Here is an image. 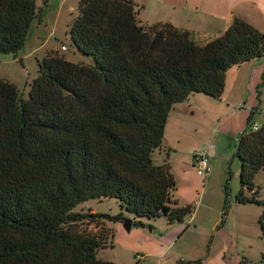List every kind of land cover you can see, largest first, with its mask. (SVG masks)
Returning <instances> with one entry per match:
<instances>
[{
    "label": "trees",
    "instance_id": "1",
    "mask_svg": "<svg viewBox=\"0 0 264 264\" xmlns=\"http://www.w3.org/2000/svg\"><path fill=\"white\" fill-rule=\"evenodd\" d=\"M138 13L133 0H80L70 38L92 65L49 52L27 99L0 79V264H116L98 259L113 236L103 225L125 218L75 211L90 199L114 198L135 219L170 224L191 213L173 199L169 163L154 164L152 154L174 105L196 93L220 99L230 68L264 58V32L234 18L200 46L170 23H142ZM37 15L36 0H0V54L24 47ZM251 122L235 146V199L262 206L264 238L255 184L264 171V121L256 131ZM86 219L96 233L82 228Z\"/></svg>",
    "mask_w": 264,
    "mask_h": 264
},
{
    "label": "rangeland",
    "instance_id": "2",
    "mask_svg": "<svg viewBox=\"0 0 264 264\" xmlns=\"http://www.w3.org/2000/svg\"><path fill=\"white\" fill-rule=\"evenodd\" d=\"M36 1L39 15L45 2ZM60 1L47 2L51 5L47 11L50 20L48 28L38 32L42 40L49 36L53 28ZM79 1L70 0L72 10L68 8L69 5L63 7L49 47L60 49L65 46L68 48L63 52L66 58L92 65V57L74 50L70 38V26L78 15ZM38 19L35 18V23ZM25 54L23 49L17 54H0V79L13 83L23 99L28 98L29 84L38 74L35 56L22 62ZM43 58L42 55L39 57L40 60ZM252 122L261 126L258 115L252 117ZM228 125L230 129L227 133L217 136L214 142L215 146L219 144L229 154L227 163H211L212 172L204 181L195 174L188 175L186 181H176L173 196L179 199L178 206L190 205L192 209L182 223L170 224L164 217L135 219L121 210L114 198L90 199L75 208L76 212L86 215L93 214L92 210L112 216L122 214L123 218L134 222L130 232L125 230L122 221L103 225L105 229H111L113 236L108 246L98 253L99 260L116 264H186L198 260L199 264H239L241 258L245 257L250 264H264V238L258 224L263 209L257 204H240L235 199L240 191L239 162L234 157L235 139L229 132L236 125ZM157 153L152 156L154 164L160 162ZM255 183L259 198L264 200V171L257 174ZM82 228L94 233L99 229L90 219L84 221ZM144 255L146 257L141 258Z\"/></svg>",
    "mask_w": 264,
    "mask_h": 264
},
{
    "label": "crops",
    "instance_id": "3",
    "mask_svg": "<svg viewBox=\"0 0 264 264\" xmlns=\"http://www.w3.org/2000/svg\"><path fill=\"white\" fill-rule=\"evenodd\" d=\"M43 1L45 6L37 15L38 21L35 23L34 19L32 22L22 48L26 53L22 57V62L26 58L35 56L38 63L41 55L45 57L51 51L61 54L67 51L62 52L61 47L60 49L50 48L49 44L56 34L63 7L69 5L70 0L59 2L53 28L44 40L38 32L49 26L50 15L47 11L50 10L51 5L47 3L48 0ZM133 1L139 7L138 19L142 23L150 25L170 23L181 31L188 32L194 42L200 46L219 37L234 18H240L255 29L264 32V0ZM68 8L72 10L73 6L69 5ZM39 53L42 54L39 56ZM67 59L80 63L71 58ZM81 63L85 62L81 61ZM255 115L259 116L262 124L264 121V58L230 68L225 76L224 91L220 99H212L196 93L190 95L184 102L174 105L167 118L163 144L161 148L153 152V154L158 152L160 162L156 165H162L167 160L175 182L179 179L186 181L190 174H195L204 181L210 175L204 179L198 176L194 156L205 153L210 163L226 164L229 154L220 148L219 144L218 147L214 145L215 139L220 134L227 133L230 129L228 124H235L236 127L229 132L235 139V151L239 136L248 128L249 117L252 119ZM173 199L180 205L178 198L175 199L173 196ZM145 257V255L141 256V258Z\"/></svg>",
    "mask_w": 264,
    "mask_h": 264
},
{
    "label": "built area",
    "instance_id": "4",
    "mask_svg": "<svg viewBox=\"0 0 264 264\" xmlns=\"http://www.w3.org/2000/svg\"><path fill=\"white\" fill-rule=\"evenodd\" d=\"M67 48L65 46H61V51H66ZM259 125L256 124L255 122L250 123V130L256 131L259 129ZM194 161L196 165V172L198 176H200L202 179L205 177L209 176L212 172V167L210 160L208 156L205 153H198L194 156ZM138 259H140L139 256H137Z\"/></svg>",
    "mask_w": 264,
    "mask_h": 264
},
{
    "label": "water",
    "instance_id": "5",
    "mask_svg": "<svg viewBox=\"0 0 264 264\" xmlns=\"http://www.w3.org/2000/svg\"><path fill=\"white\" fill-rule=\"evenodd\" d=\"M123 227L125 228V230L127 232H130L131 228H132V220L129 218H125L123 221ZM143 227V226H142Z\"/></svg>",
    "mask_w": 264,
    "mask_h": 264
}]
</instances>
